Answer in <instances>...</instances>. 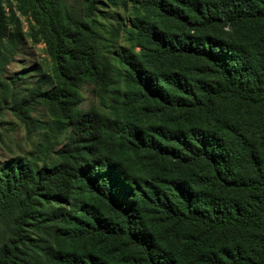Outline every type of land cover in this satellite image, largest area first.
Returning a JSON list of instances; mask_svg holds the SVG:
<instances>
[{
	"label": "trees",
	"instance_id": "obj_1",
	"mask_svg": "<svg viewBox=\"0 0 264 264\" xmlns=\"http://www.w3.org/2000/svg\"><path fill=\"white\" fill-rule=\"evenodd\" d=\"M27 38L51 71L9 78ZM0 108L41 133L0 161V264H264V0H0Z\"/></svg>",
	"mask_w": 264,
	"mask_h": 264
},
{
	"label": "rangeland",
	"instance_id": "obj_2",
	"mask_svg": "<svg viewBox=\"0 0 264 264\" xmlns=\"http://www.w3.org/2000/svg\"><path fill=\"white\" fill-rule=\"evenodd\" d=\"M71 2L75 0H70ZM113 12H118L119 16L113 14ZM99 20H101L106 27L110 29H116L119 31L118 36L114 39V45L117 44H126L123 40V24L128 20V11H124L122 9H113L111 7H105V9H99L97 12ZM114 15V16H112ZM25 20V19H24ZM27 23H25L26 27ZM235 31L232 26L224 25L220 26L217 31H213V34L219 38H227L233 40L235 37ZM106 37L109 38L108 33H106ZM113 43V42H112ZM112 48V47H107ZM52 60L49 57L46 46L44 43H35L31 38H27L26 41L20 46L19 50L14 56V59L9 62L6 69V76L13 77L18 72L23 71L25 69L35 68L38 69L41 66L40 71H51ZM197 76L200 78H204L206 80H213L215 75L207 70L205 64L199 63L196 67ZM34 75L40 74L39 72L32 73ZM37 79V76H29L27 80L19 79L17 85L21 88H26L25 84H31L34 80ZM82 103L81 106L84 108H88L90 106L98 105V98L96 94L93 92L91 86H84L82 88ZM146 103V101L144 102ZM149 104V102H147ZM150 103L158 104L157 100H151ZM191 112L190 122L195 124H203L207 123L208 126H213L215 124L214 120L209 116L202 112L199 109H190ZM182 110H176L175 113L178 114ZM233 109L231 108V112ZM189 112V111H188ZM230 113V110H229ZM173 114V113H169ZM186 112L183 113V115ZM34 118L40 120L41 122H45L50 120V116L47 111L43 107H39L37 110L33 112ZM185 117H188L185 115ZM187 119V118H186ZM190 125V124H189ZM40 129H37L35 133L29 128V126L23 123L16 115L13 114V111L8 108H0V161L12 158L14 156H28L29 153L35 150V146L40 141ZM65 140V134L62 136V141ZM172 165L173 164H169ZM165 176V173L160 170V175L157 177L162 178ZM163 190L166 187V182L161 181L158 183ZM173 199V197H172ZM181 197L175 198L176 202L180 201ZM155 225L157 230L164 231L165 223L163 225L162 222L156 221ZM159 236V234H157ZM229 242L237 241L241 238L239 233L229 234L228 236Z\"/></svg>",
	"mask_w": 264,
	"mask_h": 264
}]
</instances>
